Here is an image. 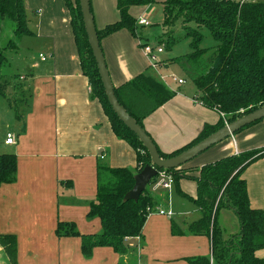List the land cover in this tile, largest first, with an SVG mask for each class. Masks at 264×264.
Masks as SVG:
<instances>
[{
    "label": "crops",
    "instance_id": "0c3cea01",
    "mask_svg": "<svg viewBox=\"0 0 264 264\" xmlns=\"http://www.w3.org/2000/svg\"><path fill=\"white\" fill-rule=\"evenodd\" d=\"M89 1L96 29L119 20L116 0ZM160 1L163 4L167 0ZM23 3L25 10L36 14L35 25L29 30L27 23L29 34L19 40L10 61L12 80L6 93L9 89L11 95L18 96L24 108L14 117V131L5 134V138L7 134L14 137V144L6 146L4 139L0 145V154H14L17 160L16 181L0 186V235L15 237L16 264H190L198 259L211 263L210 239L188 232L189 225L201 218L198 208L180 195L196 196V184L188 180H180L170 192L152 193L159 204L148 215L141 236L125 240L124 255L110 248H96L85 258L80 237H57L58 223L73 224L83 237L101 234L99 219L88 218L96 197L97 167L102 163L112 169L136 171V154L114 135L81 72L65 0ZM155 4L131 7L129 14L135 20L150 22ZM137 37L120 31L103 39L100 48L113 88H122L149 70L174 93L142 122L158 149L169 154L191 143L204 125L218 123L220 116L195 101L193 86L186 87L181 79L183 84L174 86L161 80L165 76L160 72L168 71L167 63L164 60L157 70L151 69L141 50L142 45L150 43ZM262 148L264 119L211 147L184 168H201L227 156ZM241 179L250 207L264 216V156L252 163ZM158 210L173 215L160 216ZM217 222L224 239L237 233L238 223L230 211L219 212ZM172 224L185 235L173 236ZM255 256L264 259V249Z\"/></svg>",
    "mask_w": 264,
    "mask_h": 264
},
{
    "label": "trees",
    "instance_id": "16d2710c",
    "mask_svg": "<svg viewBox=\"0 0 264 264\" xmlns=\"http://www.w3.org/2000/svg\"><path fill=\"white\" fill-rule=\"evenodd\" d=\"M65 2L81 72L108 118L114 135L135 151L137 169H112L102 163L98 165L96 197L90 205L88 218L99 219L101 234L83 237L75 231L73 224L66 223H58L55 233L60 238L80 237L81 252L85 258H89L96 248H110L114 253L124 255L127 253L125 240L141 236L148 215L159 204L148 186L137 202H123L125 194L134 185V176L150 164V158L138 139L118 120L108 105L87 41L78 0ZM155 3L156 0H116L119 20L101 30L96 29L99 43L120 31H126L137 39L139 26L130 16L129 9ZM162 15L164 29L170 30L180 25L186 32L184 38L189 39L191 50L186 62L195 70L201 68L203 57L209 52L201 48V31L207 30L216 43L206 72L198 74L191 82L197 93L195 101L220 116L218 123L204 125L191 143L172 153L161 152L153 142L159 158L168 160L225 125L264 106V2L167 0L162 4ZM1 20H9L14 28L13 39L0 47V96H5L9 83L1 82V70L10 64L19 40L29 34L23 0H0ZM190 24H194L195 28L188 27ZM162 44L164 49H171L176 40L169 37ZM8 53L13 54L9 60ZM173 63H177V60ZM114 95L126 113L144 129L143 120L167 103L174 93L148 70L122 88H114ZM259 122L244 127L234 136ZM263 156L264 148L227 156L201 168L185 169V164L165 171L172 176L174 187L178 186L180 180L196 184L194 198L181 192L180 195L189 199L201 214L197 222L189 225L188 232L210 239L212 262L198 259L190 261V264H264V259L255 256L257 251L264 249V216L260 210L250 207L246 184L241 179L243 172ZM16 171V156L0 154V186L14 183ZM224 210L230 211L238 223L237 233L229 236L228 240L223 238V231L217 222L219 212ZM171 233L173 236L185 235L174 224L171 225ZM0 247L6 263L16 264L15 237L0 235Z\"/></svg>",
    "mask_w": 264,
    "mask_h": 264
},
{
    "label": "rangeland",
    "instance_id": "374dc122",
    "mask_svg": "<svg viewBox=\"0 0 264 264\" xmlns=\"http://www.w3.org/2000/svg\"><path fill=\"white\" fill-rule=\"evenodd\" d=\"M155 13L152 17H150V27L138 28L137 35H139L140 41H148L150 44H144L149 46L156 47L157 45L160 47L164 46L162 42H166L169 37L176 40V44L172 46L171 49H164V54L161 55V62L164 65L167 63L168 71L160 72L161 76H165V83L169 85H176L177 80L181 79L185 82L186 87H192V78H195L198 74H203L206 72L209 61L211 57V51L216 45V43L212 40L209 32L205 29L201 31L202 33V43L201 48L209 50L208 54L203 57L202 66L197 71L194 67H191L190 64L186 62V56L190 54L191 50L189 48V39H185V31L177 25L175 28L166 30L162 27L163 23V15H162V1L156 0V4L154 5ZM26 20L28 23V28L31 30L35 25V17L36 14L32 10H25ZM1 33H0V47H4L8 41L13 39V24L9 20H1ZM188 27L195 28L194 24H190ZM170 32V33H169ZM168 33V34H167ZM26 39H28L26 37ZM13 55V54H11ZM9 53L7 54V58L11 56ZM165 60V62H164ZM174 60H177V63H173ZM12 65H7L2 68L1 82H7L12 80ZM165 69V68H164ZM158 77V76H157ZM159 78V77H158ZM176 82H175V81ZM9 81V82H10ZM193 88V87H192ZM22 101L16 95H11L9 89L5 96H0V145L5 139L6 132H13L15 125V115L19 114L24 106L20 102ZM9 149L12 147H8ZM194 160V159H193ZM188 185L192 186L193 183L188 182ZM139 238V237H138ZM0 264H7L6 258L3 253V250L0 247Z\"/></svg>",
    "mask_w": 264,
    "mask_h": 264
},
{
    "label": "water",
    "instance_id": "95a60500",
    "mask_svg": "<svg viewBox=\"0 0 264 264\" xmlns=\"http://www.w3.org/2000/svg\"><path fill=\"white\" fill-rule=\"evenodd\" d=\"M78 3L82 15V22L87 41L92 52V56L98 71V76L108 105L110 106L112 112L116 115L118 120L138 139L150 158V164L145 166L139 173L134 176V185L132 189L125 194L123 198L124 203L129 201L137 202L140 195L145 191L150 181L156 177L158 170L167 171L183 166L211 147L233 137L235 133H237L244 127L250 126L251 124L264 119L263 106L225 125L222 129L213 133L212 135L199 142L195 146L191 147L190 149L186 150L185 152L181 153L180 155L168 160L160 159L151 138L147 135L145 130L137 125L136 122L126 113V111L123 107L120 106L114 95V88L109 78L103 54L100 48V43L97 38L96 28L91 14L90 1L78 0Z\"/></svg>",
    "mask_w": 264,
    "mask_h": 264
},
{
    "label": "built area",
    "instance_id": "2783aa9c",
    "mask_svg": "<svg viewBox=\"0 0 264 264\" xmlns=\"http://www.w3.org/2000/svg\"><path fill=\"white\" fill-rule=\"evenodd\" d=\"M137 26H139L140 28H145V27H150L151 24L149 21H147L146 19L143 18H139L138 20H136ZM143 54L147 57L148 61H149V65L151 69L157 70L159 67H161L163 64L161 62V55H163L164 53V49L163 47L160 46H149V45H143L141 48ZM39 58L44 61L45 57L43 55H40ZM161 80H164V78H160ZM178 84H183L182 81L178 80L177 81ZM15 142V139L12 135L7 134L4 144L6 146H11L13 145ZM148 187L150 189L151 193H156L158 191H164V192H170L173 187H174V181L173 178L170 174H168L165 171H161V172H157L156 177L153 179V181L148 184ZM152 213V212H151ZM157 213L160 216H166L168 218L172 217V212L167 211L164 212L163 210H158ZM138 239V238H137Z\"/></svg>",
    "mask_w": 264,
    "mask_h": 264
}]
</instances>
